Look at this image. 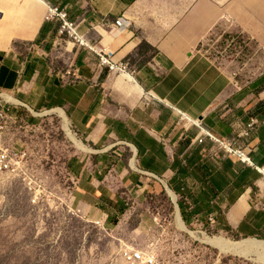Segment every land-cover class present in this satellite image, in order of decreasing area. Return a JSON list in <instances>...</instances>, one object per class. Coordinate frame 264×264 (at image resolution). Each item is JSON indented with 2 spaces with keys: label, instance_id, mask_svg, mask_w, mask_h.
Returning <instances> with one entry per match:
<instances>
[{
  "label": "crops",
  "instance_id": "crops-1",
  "mask_svg": "<svg viewBox=\"0 0 264 264\" xmlns=\"http://www.w3.org/2000/svg\"><path fill=\"white\" fill-rule=\"evenodd\" d=\"M11 1L19 17L7 31L0 0V101H8L6 93L17 100L15 111L57 112L89 148L79 149L87 154L75 163L70 208L105 226L102 205L124 203L115 186L139 197L158 181L178 197L188 222L264 241V177L256 169H264V76L234 84L195 52L200 38L174 34L164 41L139 16L143 0H40L65 9L93 51L44 22L41 2ZM187 1L203 4V38L226 25L227 0ZM97 52L128 63L133 78L110 74ZM252 117L258 124L242 137ZM195 121L234 139L254 165L229 154Z\"/></svg>",
  "mask_w": 264,
  "mask_h": 264
},
{
  "label": "rangeland",
  "instance_id": "rangeland-1",
  "mask_svg": "<svg viewBox=\"0 0 264 264\" xmlns=\"http://www.w3.org/2000/svg\"><path fill=\"white\" fill-rule=\"evenodd\" d=\"M226 4V25L220 22L205 38L198 27L204 20L201 1L143 0L138 14L148 28L161 31L164 41L174 34L200 38L195 52L223 68L234 84L245 85L264 76V2L227 0ZM2 6L1 19L8 31L19 17L10 7L16 3L3 0ZM188 21H195L196 27L188 28ZM69 138L57 112L19 107L8 118L3 143L10 150L27 152L26 177L35 185L31 188L23 176L0 174V264H130L121 258L124 248L153 253L159 264H264L206 244L205 236L249 239L188 222L181 210L189 230L199 238L183 230L176 202L158 181L150 182L139 197L115 186L124 203L121 208L102 205L109 214L103 227L81 217L68 202L75 186V163L87 153Z\"/></svg>",
  "mask_w": 264,
  "mask_h": 264
},
{
  "label": "built area",
  "instance_id": "built-area-1",
  "mask_svg": "<svg viewBox=\"0 0 264 264\" xmlns=\"http://www.w3.org/2000/svg\"><path fill=\"white\" fill-rule=\"evenodd\" d=\"M44 22H56L58 24L57 34L60 37H65L70 43L74 45H79L86 47L89 50H95L94 47L89 43V41L82 35L76 23L69 19L68 14L65 9L60 8L57 5H51L46 3L44 14ZM123 18H120L116 22V26H121L123 23ZM119 23V24H117ZM209 52H206L208 54ZM100 66L106 67L110 74L114 73L117 75H124L133 78L134 70H132L128 63L125 62H114L112 61L110 55L105 52L98 53ZM221 56L223 54H220ZM15 113V108L13 104L9 101H0V174H15L17 176H23V180H28V185L31 186L34 182L26 177V172L28 170V154L24 150H10L3 143V133L6 128V123L8 118ZM194 124L201 128L205 135L215 142H217L224 150L229 154L239 157L241 162L253 166L249 154L245 148L236 147V142L234 139H222L214 135L212 132L207 131L202 128V124L195 121ZM258 120L255 117L250 119L246 130L241 134L242 137L250 136V133L255 130ZM259 173L264 177V169L256 167ZM35 185V183H34ZM31 188H34L31 186ZM96 225L103 227L101 221L94 222ZM121 258L130 264H159L158 257L153 253H144L139 249L124 248L121 252Z\"/></svg>",
  "mask_w": 264,
  "mask_h": 264
},
{
  "label": "bare ground",
  "instance_id": "bare-ground-1",
  "mask_svg": "<svg viewBox=\"0 0 264 264\" xmlns=\"http://www.w3.org/2000/svg\"><path fill=\"white\" fill-rule=\"evenodd\" d=\"M37 1L41 2L42 5L44 6V9H45L46 3L42 2L40 0H37ZM1 95H3L5 97V99L10 101V102H17L16 99H14L13 97H11L10 95H8L6 93H2ZM64 119H65V122H64L65 123V127H66V129L68 131V134L70 135L72 141L77 145V147L79 149H81L83 151H88L89 148L84 146L81 143V141L76 137V135L73 133V131L71 130L70 124H69L67 118L65 117ZM168 192L172 196L173 201L176 202L175 199H177V197L174 196V194L170 190H168ZM176 204H177V202H176ZM177 209H178V215H177L178 225L183 230H185L187 232H191L189 230L186 222L183 219V216H182V214L180 212L178 204H177ZM192 234L197 236L195 234V232L192 233ZM197 240L201 241L200 239H197ZM204 240L206 241V244L208 243V244H210L212 246H215V247H217L218 249H220L221 251H223L225 253H231V254H234V255L246 256V258H252V260L255 261L256 263H258L257 260H259V262L261 261L262 263H264V241H260V240H256V239H249L247 241H232V240H227L225 238H222V237L220 238V237H217V236H215V237L205 236ZM243 240H245V239H243ZM131 249H133V248H131ZM243 254H246V255H243Z\"/></svg>",
  "mask_w": 264,
  "mask_h": 264
},
{
  "label": "water",
  "instance_id": "water-1",
  "mask_svg": "<svg viewBox=\"0 0 264 264\" xmlns=\"http://www.w3.org/2000/svg\"><path fill=\"white\" fill-rule=\"evenodd\" d=\"M166 190H167V192H168V190H170L171 191V189L168 187V186H166ZM169 193V192H168ZM176 196V195H175ZM176 200V202H177V204H178V207H179V209H180V205H179V203H178V197H177V199H175ZM180 212H181V209H180ZM255 239V238H254ZM257 240V239H256Z\"/></svg>",
  "mask_w": 264,
  "mask_h": 264
}]
</instances>
